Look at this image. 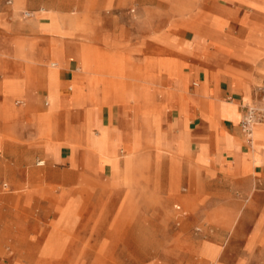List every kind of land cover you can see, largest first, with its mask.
Masks as SVG:
<instances>
[{
  "label": "crops",
  "instance_id": "crops-1",
  "mask_svg": "<svg viewBox=\"0 0 264 264\" xmlns=\"http://www.w3.org/2000/svg\"><path fill=\"white\" fill-rule=\"evenodd\" d=\"M15 1L8 4L7 0H0L1 139H17L16 143L8 145L31 152L34 147L30 143L37 149L35 141L39 140L45 148L53 150L54 157H59L60 161H63V149H68L67 161L81 169L87 167L98 172L99 164L108 161L112 175L108 182L119 185L127 168V163L112 160L119 153L120 132L123 147V134L126 140L142 138L149 134L152 125L160 124L164 130H169L168 139L154 135L161 146L190 157L183 159L181 172L192 171L191 162L196 159L217 165L219 171L220 165L230 167L232 175L227 179L221 174L224 185L229 188L227 195L239 191L249 207L259 213L260 219L264 218V125L257 128L260 135L255 146L246 145L239 130L241 107L247 102V96L250 98L253 90L264 89V34L261 33L264 32V0H26V4L25 0ZM133 5L137 9H130ZM26 7L27 12H34L33 17L18 18L19 11ZM186 18L194 20L200 37L198 42L195 32L184 26L187 24L182 19ZM185 32L193 35L191 40H182ZM202 40L205 45L199 44ZM251 51L259 52L260 57L250 60ZM106 53L127 60L131 78L134 67L141 68L142 75L146 76L144 81L149 83L147 87L132 80H103V75L96 71L95 58H103ZM205 57L219 61L220 65ZM53 58L64 60L58 72L49 67L48 62ZM74 58L82 60V73L75 74L77 69L70 63ZM179 67L185 71L181 81L170 80L167 75H176ZM112 68L113 64L104 66L105 71ZM188 74H193L203 87L200 85L196 92L189 90L190 94L194 93L188 102L175 107L169 94L173 93L178 99L181 83L187 88ZM79 76L93 78L95 89L102 92V106L87 100L84 93L87 83L81 84L77 80ZM134 89L141 93L140 102L133 110L132 102L124 105L119 101L118 92L128 93ZM67 90L70 92L66 93ZM17 96L24 99L22 102L29 107L28 111L13 106L12 99ZM226 96L236 103H228V107L219 105ZM49 98L53 105L49 107L47 103L44 109L43 102ZM69 99L71 104L67 102ZM211 99H215L216 106L208 102ZM16 106H21L20 102ZM94 108L98 118L97 133L85 125L87 116L88 124H92L89 113ZM210 115L219 122L215 132L210 126ZM196 121L198 126L193 129ZM188 125L190 129H186ZM73 127L84 129L85 143L78 145L71 141ZM220 127L224 129L222 135L218 134ZM175 129H178L177 134ZM92 132L96 137V151L85 158ZM22 136L28 141H18ZM176 136L177 140L171 141ZM125 148L133 154L137 145L126 141ZM31 160V156L26 158L28 163ZM163 162V158L158 157L152 164ZM44 163L46 165V161ZM3 164H0V174L7 172ZM53 176L66 178L70 174L55 172ZM171 189L175 190L173 181ZM224 214L233 217L226 209ZM260 244L264 245V230H253L244 253L232 262L220 257L221 263L250 264L251 253ZM257 258L255 264H261L262 258Z\"/></svg>",
  "mask_w": 264,
  "mask_h": 264
},
{
  "label": "rangeland",
  "instance_id": "rangeland-1",
  "mask_svg": "<svg viewBox=\"0 0 264 264\" xmlns=\"http://www.w3.org/2000/svg\"><path fill=\"white\" fill-rule=\"evenodd\" d=\"M15 3L12 0V4ZM26 9L27 7L19 11L18 18H32L25 17ZM130 9L137 7L133 5ZM29 13L32 15L34 12ZM182 21L186 22V28L195 32V41L198 42L200 37L197 27L193 25L194 20L186 18ZM192 36L185 32L182 40H191ZM199 44L205 45V42L202 40ZM93 51L95 55V49ZM105 56L95 58L96 71L103 75V80H132V83L147 87L149 83L144 81L146 76L142 75L141 68L134 67L131 78L127 60L113 58L109 53ZM259 57V52L248 53V58L252 61ZM52 60L48 62L49 67L58 72L64 60ZM205 60L215 61L209 57H205ZM215 62L220 65L219 61ZM70 63L77 69L75 74L84 70L80 58H74ZM196 63L200 64L198 61ZM111 64L114 68L105 71L104 66ZM160 71L164 72L163 68ZM201 72L204 73L205 70L201 69ZM184 73V69L179 67L176 75L167 76L170 80L181 81ZM77 80L81 84L86 81L87 89L84 93L87 100L102 106V92L95 89L93 78L79 76ZM187 80V88L181 83L178 99L173 93L169 94L175 107L188 102V98L199 90V86L203 87L193 74H188ZM189 90L195 91L190 94ZM263 92L264 89L259 88L251 92L250 98L247 96V102L241 107L242 120L248 108H262L260 98ZM140 93L139 89L128 93L118 92L119 101L124 105L132 102L134 110L140 102ZM146 93L148 94L147 90ZM203 93L204 91L200 95ZM23 100L20 96L14 97L12 104L17 109L25 108L28 111L29 107H25ZM233 101V98L226 96L224 102L219 101V105L228 107V103ZM17 102H21V106L17 107ZM52 102L50 98L44 100L43 108L48 107L47 103L52 107ZM67 102L72 103L71 100ZM208 102L216 106L215 99ZM96 111L94 108L89 113L92 124L87 122V113L85 121L87 129L94 133L98 132ZM205 114L203 110L202 116ZM3 122L4 120L1 125ZM210 122L215 132L219 122L214 116L210 117ZM262 125L264 122L255 127L253 146L260 135L257 128ZM197 126L198 121L192 124L193 129ZM80 127H73L70 132L71 141L78 145L85 143L84 129ZM186 129H190V125ZM177 130H174L175 134L178 133ZM239 130L245 144L252 146L241 123ZM168 131L164 130V126L155 124L149 134L142 138L126 140L123 134V147L120 132L119 153L112 160L119 164L127 163V168L124 180L119 185L108 182V177L112 180L108 161L99 164L98 172L87 167L81 169L67 161L70 157L68 149H63V161H60L59 157H54V151L45 148L39 140L35 141L37 149L35 144L30 143L34 147L31 152L23 147L17 150L15 146L8 145L16 143L17 139L2 138L3 141L0 138V164L5 163L3 165L7 170L0 174V264H222L221 258L232 262L239 254H243L253 230H264V218L260 219L259 213L249 207L239 191L227 195L229 188L224 185L221 174L227 179L232 173L230 167L223 168L220 165L219 171L217 165L196 159L191 162L192 171L181 172L183 159L190 158L185 156L187 153L165 150L159 139L154 137L155 134H160L168 139ZM93 132L87 140L88 154L85 158L91 157L96 151ZM223 133L224 129L220 127L218 134ZM183 136L184 132L179 134V138L182 139ZM176 140L177 136L171 139ZM18 141L22 143L28 139L25 140L22 136ZM126 141L136 143L137 148L133 154L125 148ZM29 156L32 160L28 163L26 158ZM158 157L163 158L164 162L152 164ZM45 161V166H38L39 162ZM244 171L249 172V169L244 168ZM55 172L61 175L69 173L70 176L54 177ZM172 181L175 183L174 191L171 189ZM225 209L233 217L225 215ZM250 243L254 245L253 240ZM251 254L250 264H255L257 256L262 258L260 263L264 264V245L260 244Z\"/></svg>",
  "mask_w": 264,
  "mask_h": 264
},
{
  "label": "built area",
  "instance_id": "built-area-1",
  "mask_svg": "<svg viewBox=\"0 0 264 264\" xmlns=\"http://www.w3.org/2000/svg\"><path fill=\"white\" fill-rule=\"evenodd\" d=\"M8 4H12V0L7 1ZM25 17H31L29 12L25 13ZM261 103H263L262 108H248L246 114L241 122L242 130L246 136L251 133V127L255 124H261L264 122V92L261 93ZM251 141L250 139L248 140ZM7 187V185H5Z\"/></svg>",
  "mask_w": 264,
  "mask_h": 264
},
{
  "label": "bare ground",
  "instance_id": "bare-ground-1",
  "mask_svg": "<svg viewBox=\"0 0 264 264\" xmlns=\"http://www.w3.org/2000/svg\"><path fill=\"white\" fill-rule=\"evenodd\" d=\"M27 11H25L24 13H26ZM32 17H33V14L31 15ZM20 104H21V102H20ZM262 124V123H261ZM257 125H260V124H255L254 126H252L251 127V133L250 134H248L247 135V140H251V145L253 144L254 145V142H255V131H256V129H255V127L257 126ZM45 165V163L44 162H39L38 163V166H44Z\"/></svg>",
  "mask_w": 264,
  "mask_h": 264
}]
</instances>
